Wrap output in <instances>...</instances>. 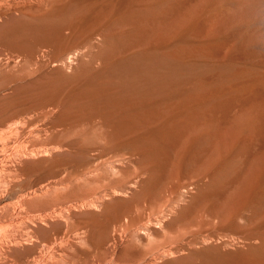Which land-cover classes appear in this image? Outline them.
Listing matches in <instances>:
<instances>
[{
	"label": "rangeland",
	"instance_id": "1",
	"mask_svg": "<svg viewBox=\"0 0 264 264\" xmlns=\"http://www.w3.org/2000/svg\"><path fill=\"white\" fill-rule=\"evenodd\" d=\"M66 1L0 0V264H264V0H225V17L208 6L154 22L163 34L185 27L194 55L234 69L207 97L185 99L181 107L194 108L185 128L160 136L142 160L110 164L107 176L123 178L113 185L61 166L83 134L62 142L51 125L59 108L37 102L88 68L76 56L42 64L3 27Z\"/></svg>",
	"mask_w": 264,
	"mask_h": 264
},
{
	"label": "bare ground",
	"instance_id": "2",
	"mask_svg": "<svg viewBox=\"0 0 264 264\" xmlns=\"http://www.w3.org/2000/svg\"><path fill=\"white\" fill-rule=\"evenodd\" d=\"M208 6L219 18L227 15L225 0H69L52 15L36 21L3 24L30 55L38 53L40 63L65 62L67 57L76 56L88 68L87 74L68 88L60 83L38 97V103L59 108L51 125L52 133L62 142L72 132L83 134L79 142L68 143L74 151L67 146L70 153H66L67 160L61 166L96 172L91 181L107 179L106 185L119 184L122 177L107 176L110 164L135 161L136 154L142 160L160 136L185 124L187 110L194 109L181 107L185 99L207 97L213 86L232 74V62L212 63L194 55V50L184 45L191 37L185 27L166 34L155 29L158 18L173 24L183 13L199 12ZM129 16L143 19L147 26L139 31L135 26L118 24ZM224 29L219 25L216 30ZM109 39L113 43L107 46ZM46 85H52V81Z\"/></svg>",
	"mask_w": 264,
	"mask_h": 264
}]
</instances>
